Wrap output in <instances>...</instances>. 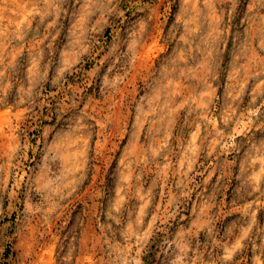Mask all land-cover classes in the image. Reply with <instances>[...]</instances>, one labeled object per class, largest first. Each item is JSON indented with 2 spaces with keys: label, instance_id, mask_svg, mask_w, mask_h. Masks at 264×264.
<instances>
[{
  "label": "rangeland",
  "instance_id": "rangeland-1",
  "mask_svg": "<svg viewBox=\"0 0 264 264\" xmlns=\"http://www.w3.org/2000/svg\"><path fill=\"white\" fill-rule=\"evenodd\" d=\"M0 264H264V0H0Z\"/></svg>",
  "mask_w": 264,
  "mask_h": 264
}]
</instances>
